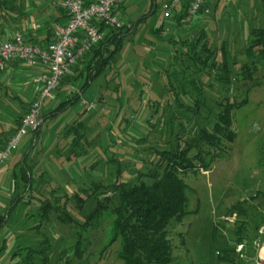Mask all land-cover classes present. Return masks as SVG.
<instances>
[{"label":"trees","instance_id":"trees-1","mask_svg":"<svg viewBox=\"0 0 264 264\" xmlns=\"http://www.w3.org/2000/svg\"><path fill=\"white\" fill-rule=\"evenodd\" d=\"M32 1L35 0H0V44L11 37H6L8 28L13 29V34L20 32L16 27L27 16ZM163 2L164 0L161 4ZM208 2V5L212 3L210 0ZM189 3L190 1L184 2L180 8L172 10L173 16L170 18L176 27L180 28L182 20L188 17ZM150 8L149 13L140 21H126L127 24L120 29L100 24L101 31L105 33L102 41L78 61L73 74L61 80L62 88L73 86L71 93H67L69 87L66 91L63 89L66 94L42 115L43 124L32 132L34 140L30 151L18 161V172L15 171L11 179L8 207L6 206L3 214L0 212V232L8 226L14 211H20L21 208L27 209L26 215L33 218L34 223L31 224L24 220L29 232L40 231L42 225L51 222L54 215L61 223L76 226L77 242L73 254L75 258L82 260L86 250V232L99 227L102 221L108 218L113 219L110 227L111 237L103 251L119 240L121 245L118 258L123 264H174L169 227L173 221L179 222L189 213L186 194L188 185L183 177L191 172L208 171L215 161L228 154L227 145L237 139L234 113L249 103L247 96L252 89H248L246 97L239 102L229 96L230 87L233 81L252 80L259 68L264 71V28L250 30L249 37L253 39L245 49L248 62L240 66L237 74H234L231 68L226 47L213 45L204 29L185 38L178 35L170 38L169 42L175 51L173 60L167 68L157 66L158 71H155L153 78L156 81V78L161 77L164 80V89L154 92L153 88L149 87L158 97L150 101L149 115L144 122L145 133L135 134L133 138L136 142L128 145L133 156H130L129 163H126L123 157L128 156L127 150L123 148L124 143L112 133L111 125L106 131V139L109 142H103V152L92 153L94 150L98 151L96 149L99 144L96 140L98 134L93 135L89 121L92 113H101L102 110L100 107L97 109L98 102L93 100L97 105L88 117H85L87 107L82 104V97L96 82L106 80L111 72H114L112 81H116L119 73L114 70L123 55L125 42L136 33L139 23L157 10L155 0H151ZM165 28L166 25H163L154 30L158 41L162 40L161 34ZM233 64L236 62H232ZM208 78H212V85H219L223 90L213 104L209 103L205 94V81ZM105 84L104 93L99 91L101 95L98 101L103 103L102 106L110 104L108 100L103 99L111 89L116 94L115 101L120 102L117 109H110L114 122L125 112L127 124H133L134 120L131 119L136 117L137 110L133 112L132 109L131 114H128L130 108L126 106L122 112L121 108L125 103L121 101L120 84L114 83L116 87L109 82ZM19 101L28 113L31 104L27 106L21 99ZM78 103L85 106L84 110L77 112L78 117L74 122L63 127L62 132L68 141L65 151L62 153L57 150L55 155L62 158V168L78 166L83 158H89L91 164L81 171L89 183L84 182V186H76V182L68 181L67 178L66 184L62 185L45 169H40L42 167H39V163L34 162L33 152L39 138L41 141L48 138L47 131L43 132L47 121ZM23 119L22 116L15 118L11 130L13 135L21 127ZM0 134L1 151L8 144V136L5 133L2 135V132ZM101 157L105 159L102 168L111 166L113 169L110 172L112 180L109 185L98 182L94 177L97 175L95 167L100 164ZM136 164L137 167L140 165L139 168H136ZM73 203L79 211L84 212L87 209L82 224L75 222V216L70 213ZM236 209L240 214L244 211L241 206H235L233 210ZM36 218L40 221H36ZM242 225L235 231L238 243L245 242ZM22 231L23 229H18V238ZM44 237L40 243L32 241L29 245H18L12 260H17L25 251L27 263H33L40 254L44 257L43 261H48L53 249L50 238L46 235ZM5 247L3 244L0 252L5 250ZM66 252L61 254V258ZM234 254L235 248H229L219 254L218 264H231Z\"/></svg>","mask_w":264,"mask_h":264},{"label":"rangeland","instance_id":"rangeland-1","mask_svg":"<svg viewBox=\"0 0 264 264\" xmlns=\"http://www.w3.org/2000/svg\"><path fill=\"white\" fill-rule=\"evenodd\" d=\"M155 1L158 5L157 10L142 20L136 33L125 42L123 55L114 70L119 73L116 81H112L114 72H111L106 80L101 79L103 80L101 83L96 82L82 97L86 102L97 101V109L99 110L100 107L102 110L101 113H92L89 121L93 135L98 134L96 140L99 145L96 150L99 152L94 150L93 154L103 152V142L104 144L109 142L106 139V131L111 125L112 133L124 143L123 148L127 150L128 156L123 157L124 162L129 163L128 161H130V156H133V152L128 145L136 142V139L133 138L135 134L145 133L144 122L149 115L150 101L158 97L157 93H152L150 89L153 88L154 92L164 89V80L160 77L156 78L155 81L153 78L155 71H158L157 66L167 68L173 60L175 51L169 42L170 38L177 35L185 38L187 35H195L197 31L204 29L207 32L208 40L213 45L220 47L224 45V48L226 47L227 58L231 63L234 74L239 72L241 65L248 62L245 49L250 40L253 39V37H249L250 30L256 28L258 23L256 22V25L249 28L250 25L248 27V23L244 22L245 13L243 14L240 8L244 7L242 6L243 0H237L240 2L239 4H236V0H222L220 15L216 13L214 3L208 5L209 0H207L205 8H209L210 13L199 14L189 22L184 19L180 28L176 27L171 18L165 16L164 11L161 9L162 0ZM150 2L151 0L130 1L128 9H132L133 13L131 22L136 23L149 13L151 9ZM254 2L256 5L261 4V0H254ZM198 19L203 21L196 25L195 22ZM163 25H166V28L161 34L162 40L158 41L159 39L156 37L154 30ZM234 61L236 64L232 65ZM211 79L208 78L205 81V94L209 103L213 104L223 90L219 85H212ZM106 82L111 83L114 87H116L114 83L120 84L121 101L125 103V105H122V112H124L126 106L130 108L128 114H131L132 109L133 112L137 110L136 117L131 119L134 120L133 124H127L125 112L123 115H119L114 122V115L111 114L112 110L110 109L113 107V109H117L120 102L115 101L116 94L111 89L103 99V101L108 100L109 105L102 106L103 103L98 101L101 95L99 91H103ZM1 87L0 132H2V135L5 133L8 136L9 142L14 136L11 130L15 118L18 116L25 117L28 113L27 110L22 108L19 97L23 101L25 100L22 96H17L18 92L15 88L13 89L9 84ZM68 87H66V89L68 88L67 93L72 90L73 86ZM63 89L65 88L60 85L54 92V98L44 102L41 116L55 106L61 97L66 94ZM230 89L229 96L239 102L246 97L247 90L252 89L247 96L249 103L234 113L235 129L238 137L233 143L227 145L229 146L228 154L223 159L215 161L208 171L191 172L183 177L184 182L188 185L186 194L189 213L181 221H173L169 227L174 264H218L219 254L238 245L244 246L243 258L239 263L248 264L255 260L257 246L264 238L260 234V230L264 226L263 69L259 68V71L250 81H233ZM27 101L29 100L27 99ZM27 101L25 104L28 106L30 104ZM84 107L81 103H78L68 111L48 120L43 128V132L47 131L48 133L47 141L45 139L41 141V138H39L33 152L34 162L39 163V167H42L40 169H45L54 180L62 185L66 184L67 178L68 181L76 182V186H84V182H88L82 176L81 171L86 169L85 167L89 163L91 164L89 158H83L79 161L78 166L62 168V158H57L55 155L58 152L57 150H61L62 153L65 151L68 141L62 132L63 127L74 122L78 117L77 114L83 112ZM90 112L92 111L86 110L85 117H88ZM33 140L34 134L29 132L21 139L19 148L14 152L11 160L0 165V212L2 214L9 202L11 179L14 172H18L19 167L16 165L19 164L18 161L21 160L23 155L29 153ZM104 162L105 159L101 157L100 164L95 167L97 175H94V177L98 179V182L109 185L112 180L110 172L113 169L111 166L103 169ZM139 166L137 167L136 164V168H139ZM235 206H241L244 211L240 214L239 210H233ZM7 212L8 210H6ZM27 212L25 208L14 211L8 226L0 232V249L3 244L6 246L5 250L0 252V264H123L118 258L121 245L119 240L103 251L111 237L110 227L113 219L106 218L99 227L86 232L85 254L82 260H78L73 254L77 242L76 226L63 224L57 220L56 216L52 215L51 222L44 223L40 231L33 230L29 232L26 230L24 220L26 223L29 221L30 224L34 221L32 217L26 215ZM70 213L75 216V222L82 224L84 218H86L87 209L84 212L79 211L73 203ZM229 220H233V223ZM239 220L244 222L241 223ZM36 221H38L37 218ZM241 224L244 226V243H238L235 235L236 228ZM18 229H23L19 238L16 236ZM44 235L50 238L53 249L48 261H43L44 257L40 254L38 258L33 260V263H27L25 251L17 260H12L11 257L16 252L18 245H29L32 241H39L40 243L44 240ZM64 251L67 252L61 258Z\"/></svg>","mask_w":264,"mask_h":264},{"label":"built area","instance_id":"built-area-1","mask_svg":"<svg viewBox=\"0 0 264 264\" xmlns=\"http://www.w3.org/2000/svg\"><path fill=\"white\" fill-rule=\"evenodd\" d=\"M126 0H64L62 7L67 14V23L55 28L52 40L46 46L30 44L21 32L14 33L9 39L0 44V72H3L10 62H21L29 66L41 64L45 71L34 78L33 83L38 87L35 101L17 133L11 138L7 146L0 151V165L11 160L19 148L21 139L29 132L36 131L43 124L41 116L44 102L54 98V92L60 86L61 80L71 75L74 67L83 56L104 38L105 33L99 25L120 29L127 23L117 14L118 9ZM189 3V15L185 19L189 22L199 14H209L205 8V0H164L162 10L166 17H172V10L178 9L184 2ZM130 27V25H127ZM68 93H71L69 90ZM82 104L90 111L95 109V102ZM233 223V220H229ZM264 237V226L260 230ZM244 246L235 247L234 261L240 264L243 258ZM256 258L248 264H264V238L258 244Z\"/></svg>","mask_w":264,"mask_h":264},{"label":"crops","instance_id":"crops-1","mask_svg":"<svg viewBox=\"0 0 264 264\" xmlns=\"http://www.w3.org/2000/svg\"><path fill=\"white\" fill-rule=\"evenodd\" d=\"M63 1L64 0H37L33 2L28 7L27 16L19 22L16 30L24 34L28 43L46 46L51 41L55 28L59 25L66 24L68 21L67 14L62 7ZM89 1L95 2L98 0ZM130 1L131 0H126L117 12L119 18L125 22L131 21V16L133 15L132 9H128ZM210 1L214 3L216 13L220 15L222 11V0ZM239 3L240 2L236 0V4ZM242 3L244 7L240 8L243 14L245 13L244 17L243 15L242 17L244 22L248 23V27L250 25L249 28H251L252 25H256L255 23L257 22L258 26L256 28H264V1L261 0L260 5H256L254 0H243ZM200 21L202 22L203 20L198 19L195 22L196 25L198 23L200 24ZM12 30L13 29L10 30L9 28L6 30V37L9 38L13 35L11 32ZM43 71H45V68L41 64L29 66L21 62H10L7 68L3 72H0V87L9 84L13 89H16L19 94H17V96H22L25 101H23L21 97H19V99L23 102H26L28 99L29 101H27V103L31 104L38 92V87L32 82L34 78Z\"/></svg>","mask_w":264,"mask_h":264},{"label":"water","instance_id":"water-1","mask_svg":"<svg viewBox=\"0 0 264 264\" xmlns=\"http://www.w3.org/2000/svg\"><path fill=\"white\" fill-rule=\"evenodd\" d=\"M252 264H254V263H252Z\"/></svg>","mask_w":264,"mask_h":264}]
</instances>
